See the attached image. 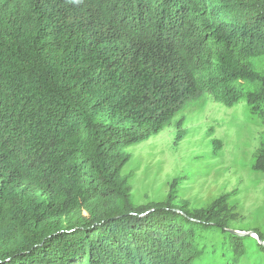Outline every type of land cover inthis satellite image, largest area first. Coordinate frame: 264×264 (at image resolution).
Segmentation results:
<instances>
[{
  "label": "trees",
  "instance_id": "1",
  "mask_svg": "<svg viewBox=\"0 0 264 264\" xmlns=\"http://www.w3.org/2000/svg\"><path fill=\"white\" fill-rule=\"evenodd\" d=\"M204 93L262 113L264 0H0V264H195L207 233L235 263L216 204L135 206L121 175Z\"/></svg>",
  "mask_w": 264,
  "mask_h": 264
},
{
  "label": "rangeland",
  "instance_id": "2",
  "mask_svg": "<svg viewBox=\"0 0 264 264\" xmlns=\"http://www.w3.org/2000/svg\"><path fill=\"white\" fill-rule=\"evenodd\" d=\"M123 152L129 158L121 175L131 176L135 206L162 202L175 182L176 199L189 209L216 204L218 213L229 218V230L248 235L256 230L264 245V174L253 169L264 155V106L262 113L252 114L244 98L226 108L204 93L159 133ZM206 237L207 252L195 264H264L259 249L264 246L251 236L243 237V254L235 263L219 233Z\"/></svg>",
  "mask_w": 264,
  "mask_h": 264
},
{
  "label": "water",
  "instance_id": "3",
  "mask_svg": "<svg viewBox=\"0 0 264 264\" xmlns=\"http://www.w3.org/2000/svg\"><path fill=\"white\" fill-rule=\"evenodd\" d=\"M231 235H233V236H236V237H248V236H251V237H253V238H255L256 240H257V242H258V244L259 245H262L261 244V240L259 239V238H256V235H254V234H241V233H238V232H236V231H231V230H227ZM253 233V232H252ZM262 246H264V245H262Z\"/></svg>",
  "mask_w": 264,
  "mask_h": 264
}]
</instances>
